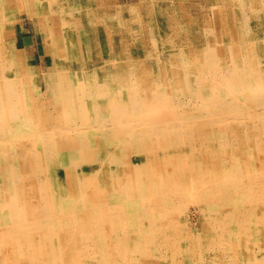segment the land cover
<instances>
[{
    "label": "bare ground",
    "instance_id": "6f19581e",
    "mask_svg": "<svg viewBox=\"0 0 264 264\" xmlns=\"http://www.w3.org/2000/svg\"><path fill=\"white\" fill-rule=\"evenodd\" d=\"M0 264H264V0H0Z\"/></svg>",
    "mask_w": 264,
    "mask_h": 264
},
{
    "label": "rangeland",
    "instance_id": "374dc122",
    "mask_svg": "<svg viewBox=\"0 0 264 264\" xmlns=\"http://www.w3.org/2000/svg\"><path fill=\"white\" fill-rule=\"evenodd\" d=\"M27 49H29V50H27V52H28V57H29L30 59H34V58H36V59H38V62H40L39 58H41V57H40V55L38 54L37 50L35 49V46L32 45V44L27 45ZM33 49H34V50H33ZM192 221H194V219H193Z\"/></svg>",
    "mask_w": 264,
    "mask_h": 264
}]
</instances>
